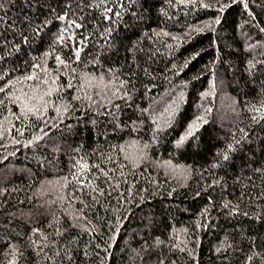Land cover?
Wrapping results in <instances>:
<instances>
[{"label": "trees", "instance_id": "16d2710c", "mask_svg": "<svg viewBox=\"0 0 264 264\" xmlns=\"http://www.w3.org/2000/svg\"><path fill=\"white\" fill-rule=\"evenodd\" d=\"M0 264H264V0H0Z\"/></svg>", "mask_w": 264, "mask_h": 264}]
</instances>
